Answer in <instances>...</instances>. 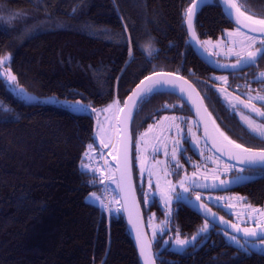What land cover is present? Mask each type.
Instances as JSON below:
<instances>
[{"label": "trees", "instance_id": "16d2710c", "mask_svg": "<svg viewBox=\"0 0 264 264\" xmlns=\"http://www.w3.org/2000/svg\"><path fill=\"white\" fill-rule=\"evenodd\" d=\"M192 1L0 0V58L10 57L0 66V264H139L119 205L107 215L86 200L99 195L102 176L81 165L88 144L99 148L93 109L117 100L122 104L151 72L207 78L209 67L187 39L185 17ZM236 2L247 14L264 19V0ZM193 24L199 38L211 40L208 45L231 27L217 0L200 7ZM207 49L217 61L228 51ZM7 73L16 80H8ZM164 113L181 118L180 123L190 116L196 127L176 95L155 91L137 104L132 133ZM211 114L230 136L219 115ZM237 119L231 121L241 130ZM253 137V142L262 141ZM257 144L264 148V142ZM262 169L256 180L255 175L238 178L244 198L239 196L236 221L259 216L248 208L260 211L264 205ZM111 187L115 190V182ZM194 211L188 206L178 217L173 214V239L193 237L202 227L204 220ZM252 220L245 224L254 225ZM198 242L182 250L155 246V262L264 264V250L245 254L221 232L197 247ZM256 243L264 245V240Z\"/></svg>", "mask_w": 264, "mask_h": 264}, {"label": "flooded vegetation", "instance_id": "af4514ba", "mask_svg": "<svg viewBox=\"0 0 264 264\" xmlns=\"http://www.w3.org/2000/svg\"><path fill=\"white\" fill-rule=\"evenodd\" d=\"M229 28H234V31L237 29V27L233 24H231V27ZM261 38L264 37H257V45H259ZM242 39L243 37H241V40ZM226 44L228 43L226 42ZM250 50H254V48H245L242 52L246 55V52ZM218 60L219 62H221L220 64L233 65L236 63L237 57L235 55H229L227 51V53L224 54L223 57H218ZM207 66L209 67L210 71L207 73L206 79L204 77L195 76L189 80L196 86V88L202 95L209 111L211 110L213 114L217 113L219 115L224 126L231 131V134L229 133L230 136H235L234 139L231 137L233 140L248 147L261 148L257 147V143L263 144L264 139H262V141L257 140L253 142V136L255 135H253L249 131L248 127L244 124V121L241 120V115L252 116L255 119L261 120V118L256 117L255 113L251 112L249 108H246L245 105L254 104L255 107L260 108L262 111H264V107H262V105H264V101H249L248 99L249 96H264V82H259L258 80L254 79L253 75H258L259 73L264 72V58L259 59L256 64L250 67H246L244 64H241L239 68L228 71H216L212 69L209 65ZM217 77H226V82L224 80L216 79ZM240 101H243L244 103H240ZM233 105H235V107H233ZM165 114L167 113L162 114L160 118L165 117ZM160 118H155L153 120H157ZM187 118L189 119H184L181 121V123L178 122L181 125L180 135H177V130H174L173 128L171 129V133L169 134V125L164 126L165 133L173 137V139H180L182 136L183 141H186H182L183 152L182 154H178L177 156L180 165H182V167L179 168H175V161H171L172 142L169 144V146H167V150L169 153L168 157H165L164 149L162 148H159L160 151L156 152V148L149 149L145 145L144 149L141 151V146L145 141L146 136H144L142 140L140 139V136L142 133L148 132L149 126L153 120H146L147 122L150 121L149 126L142 129V131L136 130L134 133H132V165L136 192L138 194L140 206L142 210L145 211V213L143 212V214L147 225L148 233L152 242V247L155 248V246L161 245L160 250L161 248H163V245H168L170 243V240H172L175 234L177 233V231L175 230L176 225L172 221L173 214L177 216L179 210L182 211L185 209V207L188 208L189 206L191 210H195L194 212L202 217V219L204 220V222L201 224L202 227L206 222V218H204L200 213L196 211V208L200 203L207 205V208H209L216 214L222 216L226 220L230 222H237L236 220H234V218L237 217L239 213L231 209H229V211H225L222 205L220 204L221 201H217L216 198L223 197L224 195L225 197L229 198L234 196H241L242 198H244V195L238 190L241 187L243 181L242 179L238 178H241V176L244 177L255 175L254 178L256 180V178L258 179V174L261 175L263 172L259 171L260 168L252 169L238 167L236 165L226 162L224 159L217 156L203 140L194 117L192 116L193 120L195 121L196 127L192 123L191 117L187 116ZM225 118H227V122L225 121ZM232 119L238 120V125H240L241 130L236 128V126L232 122ZM167 122H169V124L172 123L170 120H168ZM189 127L192 128V131L196 133L198 137H200V142L198 146L192 142L193 138L188 133ZM255 137L261 139L259 136ZM138 140L139 145H137ZM162 140H164V138ZM143 154L144 156H142ZM138 157L143 158L146 163V169L147 166L149 168V165L152 164L154 161H167L166 163H157L159 168L154 169L156 173L160 172L162 177L167 179L168 184L170 182L172 183L171 185L175 186V191L171 193L172 199L167 204V207L165 206L166 203L158 196H156V194L148 195V193H152V187L154 188V184L152 182L150 187V180L153 174L150 177L149 172H147V170L141 173V167ZM224 164L233 166L230 168V171L225 176L223 173ZM195 165H198L199 168L197 169ZM243 169H247L248 171H245ZM166 170L170 171L171 174L165 176ZM193 173H196V176L192 178L191 174L193 175ZM185 177L191 178L193 179V181H195V184H190L188 186V192H184L183 190L181 191L180 186H178L180 184L179 182L184 180ZM221 180L230 181V183H226L221 186ZM199 184L207 185V187L209 186L208 188L210 190H207L209 192H205V190L204 192H202L203 189L195 190L194 186ZM212 185H217L218 187L213 188ZM197 195L201 197V200H196ZM207 197H212V199L209 200L207 199ZM145 200L148 201L147 204L145 203ZM175 207H177V210H175ZM169 209L171 210V216L166 220L165 212ZM154 214L156 215V217L153 219L151 215ZM220 232L222 235L225 236L226 231H224L222 228L217 227L211 222V226L209 227L207 232L200 233L199 236H197V239H199L197 247L203 245L204 243L202 242L207 240L210 237L211 233L219 234ZM201 237L203 241L200 240Z\"/></svg>", "mask_w": 264, "mask_h": 264}, {"label": "snow or ice", "instance_id": "6c2138e0", "mask_svg": "<svg viewBox=\"0 0 264 264\" xmlns=\"http://www.w3.org/2000/svg\"><path fill=\"white\" fill-rule=\"evenodd\" d=\"M222 3L224 4V7L227 9L226 14L228 16H232L233 10L239 15V16H244L245 20L251 21L252 25H259V28L256 27H248V31L245 32L243 31V28L246 27L243 22L237 18L236 24L238 25L237 29L235 32H228L226 35L229 38L230 43H232L233 47L228 49V54L229 55H235L237 57L236 63L231 65L232 68L236 69L239 68L241 64H244L246 67H250L258 62L259 59L264 58V38L260 39L259 45H257V37L251 35L253 32H259V33H264V19H253L252 16L248 15L245 16V11L241 10L240 6L238 4L232 2V0H222ZM199 4V0H195V3L191 7H189L186 10V15H187V23L189 27V32L191 34V37L193 40H197L196 33L193 30V16L197 10ZM19 15V14H17ZM234 37H243L242 40H236L233 39ZM197 43L199 41L197 40ZM207 43V42H206ZM221 43H225V41L222 39ZM239 44L241 48H247V49H252L246 52V55L242 51H235V46ZM131 50L129 51V56H131ZM10 60L9 56H4L0 58V66H3ZM0 75H4L0 73ZM171 75V74H168ZM254 79L258 80L259 82H264V72L259 73L258 75L253 74ZM8 80L10 81H15L16 77L11 75V73H7ZM216 79L219 80H224L226 82V77H217ZM145 80L149 81L150 83L148 85H145V81H141L139 85H137L136 90L132 92V95L129 96L128 101H125L124 108H120L121 112H124L125 109H127L128 117L130 118L131 113L134 109V106L140 101L143 100L145 96L154 93L157 89V87L161 86L162 83H170V81H161L160 79L153 80L152 77H145ZM8 81H5L7 83ZM20 91H23L20 89ZM183 91V89H181ZM249 101L252 100H258V101H264V96L257 95L255 97L249 96ZM129 101L132 102V106H129ZM240 103H244L243 101H240ZM79 104V102H77ZM119 101H113L112 105H109L107 109H104L103 111H109L111 110L114 106H118ZM167 107V105L165 106ZM235 107V105H233ZM246 108H249L251 112L255 113L256 117H260L261 121L257 123L256 119L252 116H246V115H241V120H243L249 131L255 135L259 136L261 139H264V111H262L260 108L255 107L254 104H246ZM264 107V105H262ZM0 108H3V105L0 104ZM87 106L81 105V109L86 110ZM7 111V109H5ZM93 111H96L93 109ZM197 114L199 115V109H197ZM181 118L172 116V117H164L163 120L158 121L157 125H162L164 121L170 120L172 123L168 126V133H171V129L175 128L177 130V135H180L181 132V125L177 121L180 120ZM213 124L215 125V121H213ZM154 126L150 125L149 126V131L152 130ZM117 131H120L117 129ZM163 132V130H162ZM188 133L192 136L193 138V143L196 144L197 146L199 145L200 142V137L196 135L192 131V128H188ZM218 134V135H217ZM147 133H142L140 136V139L142 140L144 136H146ZM121 139L119 141H116L113 143L111 141V137H109V143H105L103 139H101V144H103L104 147H112L113 150V155L112 158L113 160L116 161V171L120 172V180L119 181H114L117 183L118 188L120 189L121 192H127L130 189V180H131V171H130V165H129V159H128V142L130 141L131 137L128 135V130L124 129L122 134H121ZM205 143H207L209 140H211L212 147L215 148L216 152L220 153V155H224L225 152L228 154V158L231 159H236L239 164L241 165H256V164H261L264 165V150H261L259 152H254L251 148L249 147H244L243 145L236 143L234 140L230 139L229 136H227L223 131L220 130L219 127L214 128V132H209L207 126H205ZM222 138V139H220ZM159 139V138H158ZM182 141L183 137L181 136L180 139H174L172 141V152H171V161H175V168L182 167L180 165L179 160L177 159L178 154H182L183 148H182ZM186 142V141H183ZM137 145H139V140L137 141ZM89 148H92V145H89ZM156 152H159L160 149L156 148ZM86 156L88 155L87 153L85 154ZM164 155L165 157H168L169 153L167 150V144H164ZM140 167H141V173H143L146 169L144 166V160L140 157ZM167 161H158L157 163H166ZM105 164L107 165V161H105ZM82 168L85 169H90V166L87 164H82ZM197 169L199 168L198 165H195ZM230 168L233 166H229ZM174 170V168H173ZM264 170V169H262ZM170 171H165V176L170 175ZM152 173L149 172V176L151 177ZM196 176V173H193V177ZM238 178V177H237ZM187 180V177H185V180L180 181V187L183 189L184 192H188L189 188L185 186V181ZM195 183V181H193ZM226 183H230V181H220V185H224ZM198 187H207V185H197ZM150 187H151V180H150ZM157 189H160L159 183L156 185ZM213 188L218 187L217 185H212ZM175 186L173 185L169 191H174ZM148 195H155V193H148ZM160 196L162 200H165L166 204L165 206L167 207V201H170L172 197L168 195L165 191L161 190L160 191ZM87 199H91L93 201L95 200H100V197L96 196L95 193L91 194V197H86ZM207 199L211 200L212 197H207ZM217 201H222L224 198L223 197H217ZM196 200L199 201L201 200V197L199 195L196 196ZM145 203L147 204L148 201L145 200ZM101 208H107L108 205L104 204L103 201H101L100 204ZM229 207H232V205H229ZM199 208L204 209L205 211L209 212L212 218H215V214L210 212V209L207 208V205L205 204H200ZM253 212L258 213L260 216H264V212H260L257 209H253ZM244 216V214H241ZM171 216V210L169 209L168 211L165 212V219L167 220ZM252 220L251 216H244L243 219H241L238 223H233L231 224V228L236 232V233H242L243 234V243L241 242V239L236 236V235H231L227 232H225V236H227L232 242H234L238 248L245 254H248L252 252L256 248H261L264 250V245H258L256 243L257 240H264V222H259L252 220L254 223V227L248 228V227H242L241 225L243 223H247L248 221ZM131 223V218L129 220ZM220 222L221 223H227L224 221L223 217H220ZM211 226V221L208 220L206 217V222L201 227L197 234L194 235L190 240L188 239H180L179 235H177V238L175 240V244L181 248L185 247L186 245L192 243L197 239V236H199L200 233H205ZM137 243L140 246V255L142 258H144V264H150L151 260V253L147 252L146 249L150 248V245H146L144 242H142L141 235L138 233L137 235Z\"/></svg>", "mask_w": 264, "mask_h": 264}, {"label": "water", "instance_id": "95a60500", "mask_svg": "<svg viewBox=\"0 0 264 264\" xmlns=\"http://www.w3.org/2000/svg\"><path fill=\"white\" fill-rule=\"evenodd\" d=\"M211 1L212 0H199L197 10L202 6L209 4ZM217 1H218V4L220 5L225 17L234 26L238 27V25L236 24V20L238 18L243 22V24L246 25V27L243 28V31H245V32L248 31L247 26L256 27V28L260 27L259 25H252L251 21L245 20L244 16H239L235 12V10H233L232 16H228L226 14L227 9L224 7L222 0H217ZM232 2L237 4L236 0H232ZM193 3H195V0H193L191 2L189 7H191L193 5ZM195 14H196V12H195ZM195 14L193 16V23H194ZM248 15L249 14H247L245 12V16H248ZM252 17H253V19H261V18H257L254 16H252ZM185 28H186V32H187L188 43L191 46V48L193 49L195 55L202 62H204L206 65H209L212 69H214L216 71L234 70V68L231 67V64H225V65L220 64L221 62L214 59L208 53L207 50H205L203 47H201L200 43H197V40L198 41L200 40V38L198 37L197 34H196L197 40L192 39L191 34L189 32L188 23H187V15L185 17ZM193 30L195 32L194 24H193ZM251 35L257 36V37H264V33H259V32H253V33H251ZM168 74H171V75H168ZM145 77H152L153 80L160 79L162 82L165 80L170 81V83H166V84L162 83L161 86L157 87L156 91H167V92L173 93L174 95H176L179 99H181L185 103V105L190 109L192 116L194 117V119H195V121L199 127L200 134H201L204 141L206 139L205 138V126H207L209 132H214V128L219 127L218 124L216 123V121L214 120V118L212 117L202 95L200 94V92L198 91L196 86L185 76L178 74L176 72H172V71L159 70V71L151 72V73L143 76L141 79L138 80V82L131 88V90L128 92V94L124 97L120 108H124L125 101H128L129 96L132 95V92L134 90H136L137 85H139L141 81H145V85H148L150 83L149 81L145 80ZM181 89H183V91H181ZM137 104L134 106V109L131 113L130 118H127L128 117L127 109H125L124 112H121L120 109L118 111L116 123H117V129H119L120 131H117L118 134H117L116 141H119L122 138L121 134H122L124 129L128 130V135L131 137L130 141L128 142V159H129V165H130V171H131V180H130V189L127 192H121L117 186V183H116V187H117L118 196H119V200H120L121 212H122V215H123L124 220H125L127 231L129 233L130 238H131V240L134 244V247L136 249L139 264H144V258H142L140 255V246L137 243L138 233L141 235L142 242H144L146 245H150V248L146 249L147 252L151 253L150 264H156L155 258H154V249L152 247V242H151V239H150V236H149V233L147 230V226L145 223L143 210L140 206V202H139L138 195L136 192L134 175H133L131 123H132V116H133V113H134V110H135ZM129 106L130 107L132 106L131 101H129ZM197 109H199V115L197 114ZM213 121H215V125L213 124ZM220 130L223 131L221 128H220ZM93 136H94V140L96 141V143L99 146L100 144L98 143L97 137H96V123L94 126ZM229 138L232 139L230 136H229ZM220 139H222V138H220ZM236 143H238V142H236ZM206 144L209 146V148L217 156L224 159L228 163H231L233 165H236L238 167H243V168H252V169L264 168V165H261V164H256V165H251V166L246 165V164L241 165L238 163V161L236 159L230 160L228 158L227 152H225V154L222 156L220 155V153L216 152L215 148L212 147L211 140H209ZM239 144H241V143H239ZM241 145H243V144H241ZM243 146L248 147L245 145H243ZM249 148H251L254 152H259L261 150H264V148H253V147H249ZM105 150L106 149L102 148V152H104ZM109 161H110L111 165H113V167H114L115 180L119 181L120 180V172L116 171V161L113 160V158L110 157V155H109ZM202 188H204V187H202ZM204 190H210V189L206 188ZM200 204H198L196 211L198 213H200L204 218L207 217L208 220L211 221L217 227L222 228L227 233L236 235V236L243 239L242 233H236L231 228V224H233L232 222L223 218L224 221H226L227 223H221L220 217H222V216H220V215L216 214L215 212H213L212 210H210L211 213L215 214V218L213 219L209 212L205 211L204 209L199 208ZM130 218L132 221L131 223L129 222Z\"/></svg>", "mask_w": 264, "mask_h": 264}, {"label": "rangeland", "instance_id": "374dc122", "mask_svg": "<svg viewBox=\"0 0 264 264\" xmlns=\"http://www.w3.org/2000/svg\"><path fill=\"white\" fill-rule=\"evenodd\" d=\"M233 29L234 28L225 29L224 30V35H223L224 38L220 37L219 39L214 40L213 45H208L210 43V41H211L210 39H201L200 38L199 43H200L201 47H203L205 50H208L207 48H210V52H212L211 48H213L215 50H223V49H227L228 50L229 48H232L233 45H232V43L228 42L229 38L227 37L226 34L228 32H235ZM222 39L225 40L228 44L221 43ZM233 39L241 40V37H234ZM244 49L245 48H241V46L239 44H237L235 46V51L236 50L237 51H243ZM30 97L37 98L35 95H30ZM43 99L51 100V99H53V97H44ZM109 105H112V104L110 103V104H108L106 106L95 108L96 111H94V114L96 116V137H97V141H98V143L100 145H99V148H98L97 146H95L92 143L88 144V146L86 148V151L89 152L90 154L101 155L102 148L106 149V147H104L103 144H101V139H103L105 143H109V137H111V141L113 143L116 142L117 134H118L116 119H117L118 111H119V109L121 107V104L119 103L118 106H114L109 111H103L104 109H107ZM166 116L167 117H172L171 115L165 114V117ZM163 118L164 117H162L160 119H157V120H155L154 122H152L150 124V125H153L154 127L152 128L151 131H149V129H148V132H147V135H146V139H145V141L143 142V144L141 146V151L144 149L145 145L149 149H153V148H162V149H164V144L165 143L167 144V146H169V144L174 140L173 137H171L170 135L165 133L164 126L165 125H170L169 122L164 121L162 125H157V122L163 120ZM256 121H257V123H259L261 120L256 119ZM244 124L246 125L245 122H244ZM173 129L175 130V128H173ZM162 130H163V132H162ZM163 138H164V140H162ZM89 145H92L91 149L89 148ZM109 147H111V146H109ZM112 155H113V150H112V147H111L110 157H112ZM142 156H144V154ZM139 163H140V159H139ZM144 166H145V169H146L145 161H144ZM109 168H110V170H113V169H111V165L110 164H109ZM158 168L159 167H158L157 161H154L152 164L149 165V168L147 166V169H146L147 172H151L153 174L152 177H151V182L154 184V188L152 187V193H155L156 196H158L160 199H162L161 196H160V191L161 190L165 191L168 195L172 196L171 193L173 191H169V189L173 185H171L172 183H170V182L168 184L167 183V179L163 178L160 172L156 173L154 171V169H158ZM229 171H230L229 165L228 164H224V169H223L224 176L227 175ZM191 177L193 178L192 174H191ZM157 183H159L160 189H157V187H156ZM190 184H195V183H193V179L187 178V180L185 181V186L188 187ZM178 186H180V184ZM208 187L202 188V187H198L197 185H195L194 189L195 190L203 189L202 192H204V189H206ZM180 190L182 191L183 189L180 187ZM174 191H175V189H174ZM206 191L207 190H205V192ZM207 192H209V191H207ZM223 198L224 199L220 202V204L222 205V207H223V209L225 211H229V209H231L233 211H236V209L240 210L239 202H240L241 198H239V196H234V197H230L229 198V197H225V195H224ZM163 201L165 202V200H163ZM117 203H119V209H121L119 198H117ZM168 203H169V201H167V204ZM229 205H232V207H229ZM256 207H259V206H256ZM248 209H249V214H251L252 213V209L251 208H248ZM260 212H264V205H263V207H261ZM251 217L253 218V216H251ZM237 218H238V216L235 217L234 220L237 219ZM256 221L264 222V216H260V215L257 216L256 217ZM238 222L239 221H237V222L233 221L232 223H238ZM163 226H164V224H163ZM241 226L242 227L251 228V227H254L255 225L247 226V224L244 223V225H241ZM194 235H196V234H194ZM229 236H231V234H229ZM225 237H226V239L229 242H232L227 236H225ZM176 238L170 240V243L168 244L169 249L182 250L183 248H181V247H179V246H177L175 244ZM179 238L180 239H188L190 241L192 239V237H190V238H187V237L186 238H181V237H179ZM232 243L235 244L234 242H232Z\"/></svg>", "mask_w": 264, "mask_h": 264}, {"label": "built area", "instance_id": "2783aa9c", "mask_svg": "<svg viewBox=\"0 0 264 264\" xmlns=\"http://www.w3.org/2000/svg\"><path fill=\"white\" fill-rule=\"evenodd\" d=\"M110 151L111 147H108L104 152L101 153V155L90 154L89 152H86L88 154L87 156L85 155L86 153L84 154V159L86 164L90 166V169L98 171L102 176V188L98 195L100 200H91V202L98 206H100L101 201H103L104 204H107L108 207L103 208L107 215H112L118 206L117 196L111 187V184L114 182L112 178L113 173L109 168V163L107 160ZM105 161H107V165L105 164Z\"/></svg>", "mask_w": 264, "mask_h": 264}]
</instances>
